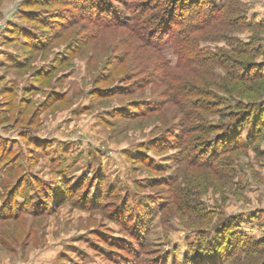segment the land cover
I'll return each mask as SVG.
<instances>
[{
    "label": "rangeland",
    "instance_id": "obj_1",
    "mask_svg": "<svg viewBox=\"0 0 264 264\" xmlns=\"http://www.w3.org/2000/svg\"><path fill=\"white\" fill-rule=\"evenodd\" d=\"M187 3L0 0V264H264V0Z\"/></svg>",
    "mask_w": 264,
    "mask_h": 264
},
{
    "label": "trees",
    "instance_id": "obj_2",
    "mask_svg": "<svg viewBox=\"0 0 264 264\" xmlns=\"http://www.w3.org/2000/svg\"><path fill=\"white\" fill-rule=\"evenodd\" d=\"M227 1L228 0H226V2H224L222 5L218 6L216 4H211L212 1L210 2L208 0L207 1L206 0H202V1L201 0H189V3H187L186 6H184L185 7L184 9L186 11H188L187 13L189 16L187 15V18H186V16H184L185 18L182 17V19H176L178 17V14H176L175 11L171 12L169 14V20L171 22L168 23L169 26L167 25L165 30H163V32H161L162 34H161V38H159L160 43H158V46L160 47V45H163L165 43L173 42L174 47H176V50L178 51V54L181 57L185 56L187 58L186 59L187 63L192 64L198 58V55L201 52H204V50L205 51L208 50L207 47H202L199 40H196V38L192 37L193 33L197 32L198 30H201L204 26L209 25L208 23H210V21L213 19L218 20L220 17H224V18L229 17L228 15H231V14H229V12L231 10L232 11H234V10L231 9V7L228 8L229 4H227ZM206 2H208V3H206ZM172 6H173V4L171 3L169 5V7L172 8ZM170 8H168L166 10V8L164 7L161 14H160V12H155L153 14V16H155L154 19L159 20V21H165L166 16H167ZM227 8H228V10L226 11ZM100 11L103 14L109 10L107 9L105 11V10L100 9ZM234 12H232V13H234ZM112 13H114V11H112ZM98 15H100V14H98ZM109 15L110 14L105 15V17L110 18L111 16H109ZM117 15L115 14L114 19L113 20L111 19V20L112 21L118 20ZM167 19H168V16H167ZM147 20H148V18L144 19V21H147ZM154 22L155 21H151V20L147 21V23H148L147 27H153L152 25ZM140 23L143 24V19L139 17V14H137L136 16L133 17V23L130 25H131L132 31H135V32L139 33V35H142L141 30H139V24ZM247 25L252 26L253 23L247 24ZM161 27L162 26L160 23H157V24L155 23V25H154V28H158V29H160V31H161ZM180 28H182V35L180 34V31H179ZM168 36L175 37V38L182 36V39L179 40V38H178V40L176 42H174L172 40L173 38H169L168 40H165L166 37H168ZM233 52H236L238 54L237 49H234ZM242 52H245V51H243V49H242V51H240V53H242ZM263 53H264V50H263ZM207 55H208L207 58L208 57L209 58L206 60V64L205 63L203 64L204 66L207 67V69L209 68V70H211L213 67H217V66L224 67L226 69L225 58H223L226 56V53H222V56L218 57V58L215 54L207 53ZM260 65H262V64H259V66ZM245 69L246 70L244 73V79L255 78V77H258L259 75H263V73H264L262 68L257 69L255 71V74H252L251 66H248ZM211 74H212V72H211ZM251 75H253V76H251ZM231 254H232V252L229 255H231Z\"/></svg>",
    "mask_w": 264,
    "mask_h": 264
}]
</instances>
